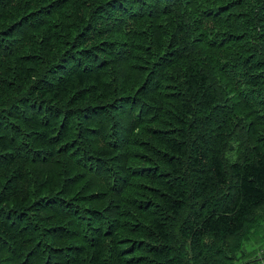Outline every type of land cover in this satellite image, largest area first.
<instances>
[{"label":"trees","instance_id":"obj_1","mask_svg":"<svg viewBox=\"0 0 264 264\" xmlns=\"http://www.w3.org/2000/svg\"><path fill=\"white\" fill-rule=\"evenodd\" d=\"M257 221L264 0H0V264H255Z\"/></svg>","mask_w":264,"mask_h":264},{"label":"rangeland","instance_id":"obj_2","mask_svg":"<svg viewBox=\"0 0 264 264\" xmlns=\"http://www.w3.org/2000/svg\"><path fill=\"white\" fill-rule=\"evenodd\" d=\"M226 158L230 162H234V153L227 154ZM237 257L243 254L244 256L251 257L256 254L258 257L255 264H264V221H257L251 227L250 234L248 238L244 239V241L239 245ZM249 261V258H247ZM242 261H239L237 264H241Z\"/></svg>","mask_w":264,"mask_h":264}]
</instances>
